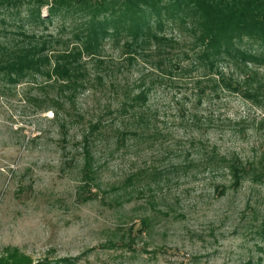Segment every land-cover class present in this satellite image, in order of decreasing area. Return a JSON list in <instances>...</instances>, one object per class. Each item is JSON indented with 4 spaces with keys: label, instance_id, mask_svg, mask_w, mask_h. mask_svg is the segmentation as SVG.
<instances>
[{
    "label": "rangeland",
    "instance_id": "374dc122",
    "mask_svg": "<svg viewBox=\"0 0 264 264\" xmlns=\"http://www.w3.org/2000/svg\"><path fill=\"white\" fill-rule=\"evenodd\" d=\"M28 9L0 8V42L75 48L71 20ZM160 34L178 44L135 55L107 41L73 87L0 76V260L264 264V91L235 65L198 66L181 28Z\"/></svg>",
    "mask_w": 264,
    "mask_h": 264
},
{
    "label": "trees",
    "instance_id": "16d2710c",
    "mask_svg": "<svg viewBox=\"0 0 264 264\" xmlns=\"http://www.w3.org/2000/svg\"><path fill=\"white\" fill-rule=\"evenodd\" d=\"M25 4L33 22L53 23L59 17L71 20L77 44L72 50L53 52L48 50L49 42L30 39L26 33L13 47L0 42V76L13 83L35 73L73 87L83 68L82 59L99 54L109 40L118 45L124 42L128 54L135 55L152 46L160 52L165 44L177 45L160 34L168 23L191 36L189 52L198 66L213 72L220 62L235 65L243 74H254L247 78L256 81L248 83L256 84V93L264 91V84L255 79L258 74L250 68L264 66V52L243 48L245 42L264 47V0H0L3 9ZM43 7L49 9L45 18ZM47 51L49 55H45ZM222 82L236 89L232 81ZM141 97L146 99L145 94ZM90 165L86 162L85 172ZM88 176L85 174L86 179ZM0 264L6 262L1 259Z\"/></svg>",
    "mask_w": 264,
    "mask_h": 264
}]
</instances>
